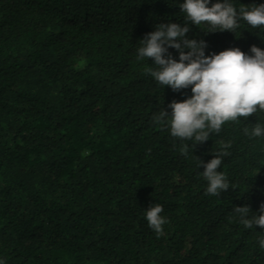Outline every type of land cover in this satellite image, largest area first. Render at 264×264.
Listing matches in <instances>:
<instances>
[{
  "label": "trees",
  "instance_id": "obj_1",
  "mask_svg": "<svg viewBox=\"0 0 264 264\" xmlns=\"http://www.w3.org/2000/svg\"><path fill=\"white\" fill-rule=\"evenodd\" d=\"M182 2L0 0L4 264H264V229H245L233 211L259 215L264 202V136L243 131L264 126V113L226 122L187 157L191 141L153 120L191 89L159 85L151 58L137 59L139 40L160 23L183 26ZM238 23L234 33L189 24L186 37L204 40L205 55L264 49V28ZM222 149L230 187L207 195L197 157ZM151 204L163 206V235L145 219Z\"/></svg>",
  "mask_w": 264,
  "mask_h": 264
},
{
  "label": "clouds",
  "instance_id": "obj_2",
  "mask_svg": "<svg viewBox=\"0 0 264 264\" xmlns=\"http://www.w3.org/2000/svg\"><path fill=\"white\" fill-rule=\"evenodd\" d=\"M209 3L210 0H183L179 9L184 13V25L171 22L157 24L154 31L139 40L137 49L138 60L151 58L156 66L146 71L159 85L168 86L174 92L191 89L190 96L168 104L170 112L160 108L153 116L158 126L168 127L173 138L191 141L180 148L185 157L189 147L193 152L195 145L207 141L212 133H219L226 122L264 113V49L251 45L250 55L238 47L205 55L207 44L204 40L186 37L189 24L207 25L206 32L234 33L239 20L252 28H264V3L242 5L238 11L229 0H216L211 6ZM169 48L177 50L178 60L168 52ZM185 48L188 51H184ZM243 131L250 137L264 136V126L260 123L251 130L245 127ZM229 147L230 144L226 143L223 149ZM223 149L213 153V158L206 163L196 156L198 168L203 165L199 175L207 181V195L218 196L230 187L225 174L217 170L222 157L229 155ZM233 211L245 229H253L254 226L264 229V202L259 205V215L254 212L249 216L253 211L247 204L235 206ZM162 212L160 204H151L145 209L147 224L157 236L163 235V225L167 223V219L161 216ZM258 242L264 249V237ZM0 264L4 262L0 261Z\"/></svg>",
  "mask_w": 264,
  "mask_h": 264
}]
</instances>
